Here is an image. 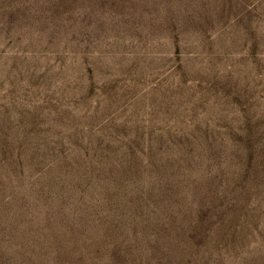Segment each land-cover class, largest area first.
Instances as JSON below:
<instances>
[{"label": "rangeland", "instance_id": "374dc122", "mask_svg": "<svg viewBox=\"0 0 264 264\" xmlns=\"http://www.w3.org/2000/svg\"><path fill=\"white\" fill-rule=\"evenodd\" d=\"M0 264H264V0H0Z\"/></svg>", "mask_w": 264, "mask_h": 264}]
</instances>
